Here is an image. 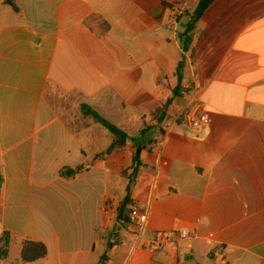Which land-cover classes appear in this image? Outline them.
I'll return each mask as SVG.
<instances>
[{
  "label": "crops",
  "instance_id": "obj_1",
  "mask_svg": "<svg viewBox=\"0 0 264 264\" xmlns=\"http://www.w3.org/2000/svg\"><path fill=\"white\" fill-rule=\"evenodd\" d=\"M12 1L0 0V264H264V0H214L187 51L199 0ZM194 102L200 128L177 120ZM83 105L134 141L99 156L113 136ZM132 206L148 214L142 238L121 222ZM181 230L174 248L147 247ZM25 240L46 256L23 262Z\"/></svg>",
  "mask_w": 264,
  "mask_h": 264
},
{
  "label": "trees",
  "instance_id": "obj_2",
  "mask_svg": "<svg viewBox=\"0 0 264 264\" xmlns=\"http://www.w3.org/2000/svg\"><path fill=\"white\" fill-rule=\"evenodd\" d=\"M4 1L6 4L11 6L14 10L17 9L12 0H4ZM213 1L214 0H199L196 9L193 11L191 15V22L187 27L186 33L184 34L183 49L185 51L188 50V47L191 44L192 37L190 36V34L195 29L196 23L201 19L205 10L211 5ZM177 76H178L179 83H178V86L172 91L171 98L168 99L160 108L156 109L153 112V116L156 118L157 123L159 125L166 119L167 110L169 106L172 104L174 97H177L179 95L180 82L182 78L180 65L177 70ZM82 111L84 115L91 117L95 122L105 127L109 131V133H111V135L113 136V142L111 143V145L99 156L109 155L118 149H123L126 146L128 141H132V142L134 141V139L130 138L120 129H118L117 127L113 126L112 124L102 119L97 113H95L92 109H90L86 105L82 106ZM144 148H145L144 146L135 147L133 157H132V165L130 168L125 170L127 172H130V174L127 175V178H128L127 191L134 184L136 173L139 170V168L142 166L141 160H140V154ZM79 170L80 169L72 170V171L69 170V171L61 173V175L64 177L72 178L76 175V173ZM0 181H1V178H0ZM127 202H128V198H126L121 203V213L125 209ZM9 240H10L9 233H3V235L0 237V262L4 260L7 256ZM46 254H47L46 248L42 243L35 242V241H28V240H25L22 242L21 260L23 262L25 263L35 262L37 260L43 259L46 256Z\"/></svg>",
  "mask_w": 264,
  "mask_h": 264
},
{
  "label": "built area",
  "instance_id": "obj_3",
  "mask_svg": "<svg viewBox=\"0 0 264 264\" xmlns=\"http://www.w3.org/2000/svg\"><path fill=\"white\" fill-rule=\"evenodd\" d=\"M178 121H182L185 125L190 128H200L209 123V118L205 115L202 106L199 103L194 102L188 109L181 111L177 116ZM103 213L106 216L110 214H115L120 216L121 206L107 203L103 207ZM148 219V214L146 212H141L136 206L128 211L126 219L121 222L131 227L139 238H142L146 223ZM188 234L185 230H181L179 233H169V232H155L146 241L147 247L149 249H156L162 246H168L174 248L178 239H185Z\"/></svg>",
  "mask_w": 264,
  "mask_h": 264
},
{
  "label": "rangeland",
  "instance_id": "obj_4",
  "mask_svg": "<svg viewBox=\"0 0 264 264\" xmlns=\"http://www.w3.org/2000/svg\"><path fill=\"white\" fill-rule=\"evenodd\" d=\"M149 135H153V133H147V136H145L144 138L138 140V144H145V143L148 141V139L150 138ZM125 173H126V174H125ZM129 174H130V172H127V171H124V172H123V176H127V175H129ZM119 205L121 206V204H119ZM117 206H118V205H117Z\"/></svg>",
  "mask_w": 264,
  "mask_h": 264
}]
</instances>
